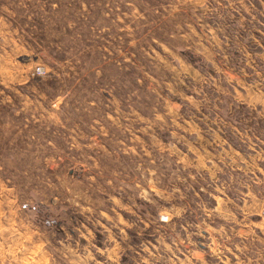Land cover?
Segmentation results:
<instances>
[{
    "label": "rangeland",
    "instance_id": "1",
    "mask_svg": "<svg viewBox=\"0 0 264 264\" xmlns=\"http://www.w3.org/2000/svg\"><path fill=\"white\" fill-rule=\"evenodd\" d=\"M263 220L264 0H0V264H264Z\"/></svg>",
    "mask_w": 264,
    "mask_h": 264
},
{
    "label": "crops",
    "instance_id": "2",
    "mask_svg": "<svg viewBox=\"0 0 264 264\" xmlns=\"http://www.w3.org/2000/svg\"><path fill=\"white\" fill-rule=\"evenodd\" d=\"M256 225H258V224H256ZM259 226L261 227L260 230L262 232H264V220L262 221L261 225L259 224Z\"/></svg>",
    "mask_w": 264,
    "mask_h": 264
},
{
    "label": "built area",
    "instance_id": "3",
    "mask_svg": "<svg viewBox=\"0 0 264 264\" xmlns=\"http://www.w3.org/2000/svg\"><path fill=\"white\" fill-rule=\"evenodd\" d=\"M41 68H38L37 71L40 72Z\"/></svg>",
    "mask_w": 264,
    "mask_h": 264
}]
</instances>
